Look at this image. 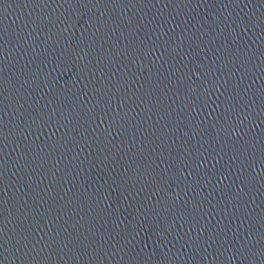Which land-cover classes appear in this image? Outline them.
Instances as JSON below:
<instances>
[{"label":"water","instance_id":"95a60500","mask_svg":"<svg viewBox=\"0 0 264 264\" xmlns=\"http://www.w3.org/2000/svg\"><path fill=\"white\" fill-rule=\"evenodd\" d=\"M0 264H264V0H0Z\"/></svg>","mask_w":264,"mask_h":264},{"label":"clouds","instance_id":"9594fccd","mask_svg":"<svg viewBox=\"0 0 264 264\" xmlns=\"http://www.w3.org/2000/svg\"><path fill=\"white\" fill-rule=\"evenodd\" d=\"M233 134H236V130L235 129L233 130Z\"/></svg>","mask_w":264,"mask_h":264}]
</instances>
